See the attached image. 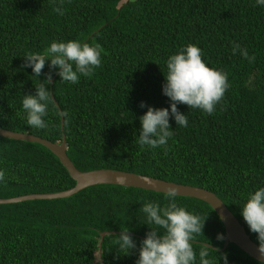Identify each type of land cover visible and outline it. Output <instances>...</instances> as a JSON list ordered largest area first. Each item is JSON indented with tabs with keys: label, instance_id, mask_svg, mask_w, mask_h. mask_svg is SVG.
I'll return each instance as SVG.
<instances>
[{
	"label": "trees",
	"instance_id": "16d2710c",
	"mask_svg": "<svg viewBox=\"0 0 264 264\" xmlns=\"http://www.w3.org/2000/svg\"><path fill=\"white\" fill-rule=\"evenodd\" d=\"M68 40L99 43L101 66L75 84L57 74L51 89L61 111L49 104L48 127L33 128L23 98L35 95L46 77H34L24 57ZM190 43L201 48L209 67L227 72L230 87L212 115L178 104L187 127L170 116L173 135L167 145L142 147L140 117L147 107L140 104L170 111L162 92L166 62ZM234 44L255 60L249 62L239 50L233 54ZM49 65L50 60L43 73ZM64 112L66 117L58 115ZM0 127L52 142L64 134L66 153L81 171L117 169L206 188L259 245L241 211L249 194L264 187V5L256 0H63L62 5L0 0ZM0 170L5 172L0 198L57 192L76 183L45 146L3 136ZM176 201L207 218L193 241L196 264L203 243L216 250L208 257L214 264H224V254L228 264H259L232 242L217 249L224 242L217 235L225 237V229L208 203L181 195ZM145 202L168 203L162 192L97 184L64 198L0 204V264H135L141 241L157 227L140 211ZM125 228L137 244L130 255L115 243ZM104 231L116 233L100 243Z\"/></svg>",
	"mask_w": 264,
	"mask_h": 264
},
{
	"label": "clouds",
	"instance_id": "9594fccd",
	"mask_svg": "<svg viewBox=\"0 0 264 264\" xmlns=\"http://www.w3.org/2000/svg\"><path fill=\"white\" fill-rule=\"evenodd\" d=\"M61 5L63 0H60ZM258 5H264V0H256ZM59 15H64L62 7L53 9ZM241 52L249 62L255 57H249L247 49H241L234 44L233 54ZM103 47L99 43H81L79 40L66 42H52L43 54L27 53L24 67H31L34 77L42 74L46 79L38 83L36 92L26 94L23 98V109L27 114V124L33 128L48 127L44 117L48 115V105L54 103L53 95L48 89L52 84V70L59 69L58 75L62 81L78 83L80 76L91 78L94 70L102 63ZM204 53L196 44H188L171 55L166 62L167 75L162 86V92L170 99L169 108H154L141 102L140 107H147V112L140 117L141 130L138 143L143 147L155 149L166 146L172 137L169 118L174 117L177 125L187 127L188 119L182 114L177 105L185 104L190 109H200L212 115L228 88V74L223 69L209 67L203 59ZM50 60V71L43 73L45 62ZM223 107V106H222ZM58 115L67 116L66 112ZM5 180V172L0 170V181ZM177 189L169 187L165 193L168 203L161 207L157 202H145L141 207L150 227L145 239L140 243L139 256L135 264H196V251L193 241L196 235L203 233L205 220L198 214L178 206L176 201ZM241 214L249 226L250 231L257 234L258 251L264 257V187L249 194V198L242 208ZM162 230V231H161ZM115 243L125 255H130L137 248L136 241L127 228L121 229ZM223 234L217 239L223 240ZM210 250L215 249L203 245L199 250L200 264H214L208 259ZM224 264H228L226 254L223 255ZM264 264V259L259 261Z\"/></svg>",
	"mask_w": 264,
	"mask_h": 264
},
{
	"label": "water",
	"instance_id": "95a60500",
	"mask_svg": "<svg viewBox=\"0 0 264 264\" xmlns=\"http://www.w3.org/2000/svg\"><path fill=\"white\" fill-rule=\"evenodd\" d=\"M58 71L59 69L52 76V81L58 74ZM51 86L52 84H50V93H52ZM53 101L58 107L59 111H61L58 103L54 98V95H53ZM61 120L63 121L62 116H61ZM0 136L11 139L36 142L45 146L54 155L57 156L59 161L68 171L69 175L76 182L73 187H70L62 191L49 192V193H28L14 197L0 198V204L15 203L26 200H34V199L64 198L78 192L79 190L85 187L97 185V184H115L126 187H137V188H142V189H147L162 193H166L169 187H175L177 189V195L200 199L208 203L216 212L225 229V238H224L223 246L217 249L222 250L228 245L229 242H232L236 246H238L241 250H243L246 254L253 257L257 261L264 259V257H261L259 254L258 251L259 245L256 244L253 240H251L250 236L246 233L243 225L239 222V220L235 217V215L227 208V206L215 193H213L212 191L206 188L189 185V184L176 183L173 181L159 179L148 175H142L130 171H123L117 169L99 168V169L81 171L75 167V165L73 164V162L70 160V158L66 153L67 144L64 134H62L61 140L59 142H52L45 138L32 135L26 132L11 131L0 127ZM109 233L113 234L116 232L115 231L101 232L100 243L103 240L104 236ZM203 244L210 246L207 243H203Z\"/></svg>",
	"mask_w": 264,
	"mask_h": 264
}]
</instances>
